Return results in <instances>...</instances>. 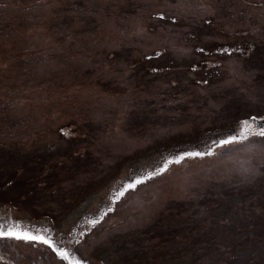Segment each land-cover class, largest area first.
I'll use <instances>...</instances> for the list:
<instances>
[{
	"label": "rangeland",
	"instance_id": "obj_1",
	"mask_svg": "<svg viewBox=\"0 0 264 264\" xmlns=\"http://www.w3.org/2000/svg\"><path fill=\"white\" fill-rule=\"evenodd\" d=\"M261 128L264 0H0V226L69 254L0 264H264Z\"/></svg>",
	"mask_w": 264,
	"mask_h": 264
},
{
	"label": "snow or ice",
	"instance_id": "obj_2",
	"mask_svg": "<svg viewBox=\"0 0 264 264\" xmlns=\"http://www.w3.org/2000/svg\"><path fill=\"white\" fill-rule=\"evenodd\" d=\"M255 121V117L252 118L251 121L245 120L242 122V127L245 128L244 132H238L236 135H230L226 137L225 139L221 141H217V145L220 147H227V146H235V145H244L245 141L248 139V129L251 127V123ZM257 135L264 137V128H261ZM247 146V145H245ZM212 152L208 153H200V152H189L184 155L194 157V156H203V155H212ZM217 155H219L217 153ZM182 159H184V156L178 157L174 162L179 163ZM163 170V169H162ZM156 174V173H154ZM147 178V177H146ZM143 183L142 179H136L134 182L127 184L124 191L119 192V196H123L125 191L129 189H135L137 184ZM93 224L97 223L96 220L92 221ZM0 238H14V239H24V240H42L45 244H49L50 247H54V250L58 252V255H60L63 259H68L69 254L63 249V248H56L54 245H52L48 240L44 239L43 237H37L31 235L29 232H20L17 231L15 226L9 227L8 229H4L3 226H0ZM79 264V262H77Z\"/></svg>",
	"mask_w": 264,
	"mask_h": 264
},
{
	"label": "water",
	"instance_id": "obj_3",
	"mask_svg": "<svg viewBox=\"0 0 264 264\" xmlns=\"http://www.w3.org/2000/svg\"><path fill=\"white\" fill-rule=\"evenodd\" d=\"M255 122H256V121H255ZM256 123H257V122H256ZM261 123H262V122H261ZM261 123H260V124H261ZM258 124H259V123H258Z\"/></svg>",
	"mask_w": 264,
	"mask_h": 264
},
{
	"label": "flooded vegetation",
	"instance_id": "obj_4",
	"mask_svg": "<svg viewBox=\"0 0 264 264\" xmlns=\"http://www.w3.org/2000/svg\"><path fill=\"white\" fill-rule=\"evenodd\" d=\"M13 226V225H12Z\"/></svg>",
	"mask_w": 264,
	"mask_h": 264
},
{
	"label": "trees",
	"instance_id": "obj_5",
	"mask_svg": "<svg viewBox=\"0 0 264 264\" xmlns=\"http://www.w3.org/2000/svg\"><path fill=\"white\" fill-rule=\"evenodd\" d=\"M215 11V10H214Z\"/></svg>",
	"mask_w": 264,
	"mask_h": 264
}]
</instances>
